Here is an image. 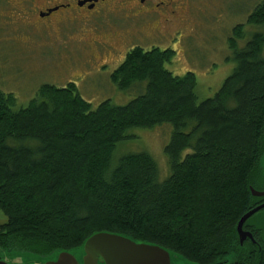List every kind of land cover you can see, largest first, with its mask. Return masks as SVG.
Here are the masks:
<instances>
[{
    "label": "trees",
    "instance_id": "obj_1",
    "mask_svg": "<svg viewBox=\"0 0 264 264\" xmlns=\"http://www.w3.org/2000/svg\"><path fill=\"white\" fill-rule=\"evenodd\" d=\"M247 25H264V0ZM243 38V26L234 27L233 70L202 101L194 74L172 75L166 65L175 52L157 48L131 49L111 74L121 92L143 87L124 106L104 101L93 109L72 83L43 85L20 109L12 94L0 91V255L44 258L105 232L196 264L247 257L236 226L256 205L249 189L264 190V33H252L238 49ZM165 123L172 127L166 180L159 182L148 154L112 162L130 130Z\"/></svg>",
    "mask_w": 264,
    "mask_h": 264
},
{
    "label": "rangeland",
    "instance_id": "obj_2",
    "mask_svg": "<svg viewBox=\"0 0 264 264\" xmlns=\"http://www.w3.org/2000/svg\"><path fill=\"white\" fill-rule=\"evenodd\" d=\"M260 1L189 0L176 8V15L168 25H155L157 32H151L150 26L141 28L112 15L98 21L101 30L97 37L86 26L80 29L78 26L41 39L22 23L20 0H0V91L12 94L16 109H20L28 106L41 86L63 88L72 83L93 109L104 101L124 106L143 87L138 84L130 92H121L111 82V74L131 49L157 48L175 52L171 63L166 65L172 75L194 74L199 101L212 98L234 67L228 60L232 56L228 40L233 28L243 26L244 38L237 41L238 49L245 46L252 33H264V25H247L248 16ZM70 37L77 40L68 42ZM81 40H95L101 46L89 48ZM171 133L172 127L167 123L152 129L130 130L128 139L114 151L112 162L127 154H148L157 165L158 180L162 182L170 175L164 148ZM260 167L264 179V155ZM4 222L0 215V224Z\"/></svg>",
    "mask_w": 264,
    "mask_h": 264
},
{
    "label": "flooded vegetation",
    "instance_id": "obj_3",
    "mask_svg": "<svg viewBox=\"0 0 264 264\" xmlns=\"http://www.w3.org/2000/svg\"><path fill=\"white\" fill-rule=\"evenodd\" d=\"M189 0H20L22 23L41 36L49 37L51 34H62L65 29L73 27L79 29L86 26L93 37H97L101 30L99 20H107L112 15H119L127 23L149 27L151 32H157L159 23L166 26L176 15V8L184 6ZM18 19V18H17ZM130 25V26H131ZM86 31H84V34ZM81 35V39H82ZM88 38V37H87ZM103 38V37H102ZM95 39V38H93ZM76 41L69 38L68 42ZM85 46H101L99 42L81 40ZM71 42V41H70ZM105 45V44H102ZM97 48V47H96ZM264 191V190H262ZM256 199V208L264 204V197ZM243 231L248 233L240 246L246 244L248 256L233 255L235 264L247 259L253 264H264V208L259 210L246 221ZM0 262L13 264L10 257H2Z\"/></svg>",
    "mask_w": 264,
    "mask_h": 264
},
{
    "label": "water",
    "instance_id": "obj_4",
    "mask_svg": "<svg viewBox=\"0 0 264 264\" xmlns=\"http://www.w3.org/2000/svg\"><path fill=\"white\" fill-rule=\"evenodd\" d=\"M249 190L253 197H264V191ZM263 208L264 204L250 210L237 223L240 245L250 237L243 231V225ZM2 257H10L13 264H196L158 245L105 232L93 234L78 249L55 252L44 258L20 252L4 253Z\"/></svg>",
    "mask_w": 264,
    "mask_h": 264
}]
</instances>
